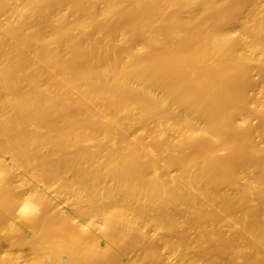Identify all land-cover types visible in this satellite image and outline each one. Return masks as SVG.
<instances>
[{
	"label": "bare ground",
	"instance_id": "6f19581e",
	"mask_svg": "<svg viewBox=\"0 0 264 264\" xmlns=\"http://www.w3.org/2000/svg\"><path fill=\"white\" fill-rule=\"evenodd\" d=\"M0 264H264V0H0Z\"/></svg>",
	"mask_w": 264,
	"mask_h": 264
},
{
	"label": "rangeland",
	"instance_id": "374dc122",
	"mask_svg": "<svg viewBox=\"0 0 264 264\" xmlns=\"http://www.w3.org/2000/svg\"><path fill=\"white\" fill-rule=\"evenodd\" d=\"M130 256H133L134 255V252H130V254H129Z\"/></svg>",
	"mask_w": 264,
	"mask_h": 264
},
{
	"label": "clouds",
	"instance_id": "9594fccd",
	"mask_svg": "<svg viewBox=\"0 0 264 264\" xmlns=\"http://www.w3.org/2000/svg\"><path fill=\"white\" fill-rule=\"evenodd\" d=\"M23 207V206H22ZM33 207H35V205H33ZM37 211H38V209H37Z\"/></svg>",
	"mask_w": 264,
	"mask_h": 264
}]
</instances>
